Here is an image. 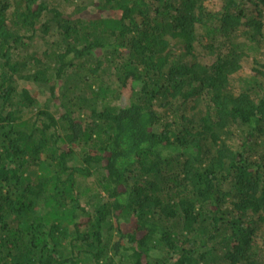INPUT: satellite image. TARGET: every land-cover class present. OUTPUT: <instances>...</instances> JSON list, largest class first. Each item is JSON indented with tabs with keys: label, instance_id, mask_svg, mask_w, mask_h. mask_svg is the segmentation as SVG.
Wrapping results in <instances>:
<instances>
[{
	"label": "trees",
	"instance_id": "16d2710c",
	"mask_svg": "<svg viewBox=\"0 0 264 264\" xmlns=\"http://www.w3.org/2000/svg\"><path fill=\"white\" fill-rule=\"evenodd\" d=\"M0 264H264V0H0Z\"/></svg>",
	"mask_w": 264,
	"mask_h": 264
},
{
	"label": "rangeland",
	"instance_id": "374dc122",
	"mask_svg": "<svg viewBox=\"0 0 264 264\" xmlns=\"http://www.w3.org/2000/svg\"><path fill=\"white\" fill-rule=\"evenodd\" d=\"M37 94L39 95L38 91L36 90ZM39 99L40 101L42 102L43 101V97L42 96H39Z\"/></svg>",
	"mask_w": 264,
	"mask_h": 264
}]
</instances>
